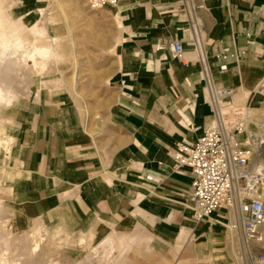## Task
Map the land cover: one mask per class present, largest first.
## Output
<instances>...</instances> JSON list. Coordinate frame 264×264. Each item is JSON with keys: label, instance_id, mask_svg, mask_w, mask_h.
Returning a JSON list of instances; mask_svg holds the SVG:
<instances>
[{"label": "crops", "instance_id": "obj_1", "mask_svg": "<svg viewBox=\"0 0 264 264\" xmlns=\"http://www.w3.org/2000/svg\"><path fill=\"white\" fill-rule=\"evenodd\" d=\"M112 9L123 22V41L109 81L106 131L91 135L75 112L61 118L62 129L55 132L43 109L46 127L12 147L14 155L26 152L14 177L6 179L17 200L48 215V227L59 237L77 242L115 234L126 239V251L138 263L148 256L153 264H235L226 242V210L197 220L194 177L177 169L173 157L178 143L196 144L215 124L198 35L217 86L234 90L236 106H260L264 0H121ZM174 41L183 43L184 61L159 49ZM219 47L237 55L224 74L215 57ZM41 181L42 201L27 190L39 189ZM55 189L57 207L51 205Z\"/></svg>", "mask_w": 264, "mask_h": 264}, {"label": "rangeland", "instance_id": "obj_2", "mask_svg": "<svg viewBox=\"0 0 264 264\" xmlns=\"http://www.w3.org/2000/svg\"><path fill=\"white\" fill-rule=\"evenodd\" d=\"M4 2L5 11L27 33H33L36 28L45 30L46 36L40 42L52 46L56 56L48 61L47 69L41 75L24 67L13 79L14 100L9 107H0V138L11 147L8 153L0 152V264H153L151 259L147 261L148 256L138 263L135 256L126 251V239L115 234L102 240L77 242L59 237L49 229L48 215L38 214L17 200L16 188L6 179L7 174L14 177L26 152L24 148L14 155L12 147L18 141L29 142L31 135L42 133L46 127V122H42L43 109L46 115L53 117L50 128L55 132L62 129L58 121L65 116H74L75 112L83 121L82 128L87 129L88 125L91 135L106 131L107 110L112 103L109 81L117 67L123 41V28L118 25L120 17L112 8L96 9L85 0ZM72 37L76 39L79 63L76 86L73 82ZM105 41L106 45H102ZM33 43L27 39L28 52H33ZM59 53L63 58L57 57ZM40 83L45 84L43 92L35 88ZM259 103L256 110H264V97H259ZM85 106L90 109L89 119L84 114ZM256 115L259 116L257 125H264V112ZM254 130L257 133L260 128ZM261 146L258 151L264 163V145ZM22 169H28L27 164ZM27 190L29 195L37 194L39 200L45 199L43 181L39 183V189L28 187ZM52 194L56 199L51 205L57 207L58 189ZM110 238L116 247L113 252L106 250V240ZM35 245H39L36 253L32 252ZM132 249L133 246L130 252Z\"/></svg>", "mask_w": 264, "mask_h": 264}, {"label": "built area", "instance_id": "obj_3", "mask_svg": "<svg viewBox=\"0 0 264 264\" xmlns=\"http://www.w3.org/2000/svg\"><path fill=\"white\" fill-rule=\"evenodd\" d=\"M85 1L93 8L105 9L117 7L121 0ZM196 46L215 124L203 131L196 144L178 143L173 157L175 167L188 169L194 177L193 208L197 220L226 210L225 236L234 263L264 264V168L259 164L261 145L254 141V128H259L257 120L249 106L232 103L233 89L217 86L209 55L199 35ZM164 48L172 59L185 60L182 42L159 47ZM215 57L222 61L219 70L224 74L237 55L219 47ZM260 88L256 94L264 97V88Z\"/></svg>", "mask_w": 264, "mask_h": 264}, {"label": "bare ground", "instance_id": "obj_4", "mask_svg": "<svg viewBox=\"0 0 264 264\" xmlns=\"http://www.w3.org/2000/svg\"><path fill=\"white\" fill-rule=\"evenodd\" d=\"M76 1V0H75ZM5 2L0 0V107H9L14 100L13 98V79H15L22 71L24 67L30 68L33 74H42L47 69V63L50 59L55 57V51L52 46L46 45L40 42L46 36V32L43 29L36 28L33 33H27L17 22H15L11 16L5 11ZM67 24L69 23L68 17L65 15ZM118 23L123 28V22ZM105 34V33H104ZM32 36V37H30ZM34 41L33 52H28L29 48L25 47L27 39ZM56 42L55 38H52ZM107 40V39H106ZM71 44L73 51L71 56L74 60V74L73 82L76 86L77 78L79 74L78 53L76 51V39L72 37ZM106 45V41L102 45ZM58 58H63V54L59 53ZM38 76V75H37ZM264 88L261 86L260 90ZM36 89H40L42 92L45 89V84L40 83ZM77 97L79 93L75 92ZM264 112V110H252L255 118L259 119L256 113ZM84 114L86 118H90V109L88 106L84 108ZM86 126V124H85ZM260 128L259 132L255 133L254 141H258L260 145H264V125L258 124ZM88 129V125H87ZM86 129V130H87ZM87 132H89L87 130ZM5 139L0 138V150L1 152H8L9 147ZM262 148V146H261ZM264 158V153H263ZM261 159V158H260ZM260 165L264 168V163L260 160ZM106 250L113 252L115 246L112 239L106 240ZM39 245H35L32 252H38Z\"/></svg>", "mask_w": 264, "mask_h": 264}]
</instances>
